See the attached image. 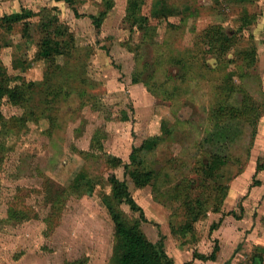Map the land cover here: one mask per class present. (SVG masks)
<instances>
[{"label":"rangeland","instance_id":"374dc122","mask_svg":"<svg viewBox=\"0 0 264 264\" xmlns=\"http://www.w3.org/2000/svg\"><path fill=\"white\" fill-rule=\"evenodd\" d=\"M103 1L0 0V19L35 12L26 34L21 23L0 22L5 87L32 89L15 103L0 99V264H110L114 228L100 194L111 175L127 183L144 233L173 264H252L258 256L264 264V0H144L145 21L127 17L128 0H113L96 28L90 15ZM44 8L56 16L48 33ZM223 33L231 43L218 42ZM46 34L61 42L52 60L39 54ZM245 51H255L251 65ZM241 88L259 105L256 131L244 122L230 128L228 162L212 180L228 188L220 211L209 206L183 234L187 215L173 187L185 179L195 197L207 193L201 144L217 107L232 91L229 103L238 104ZM149 138L159 144L149 160L160 181L136 187L123 164ZM82 170L101 184L93 194H66ZM215 243V260L195 256H209Z\"/></svg>","mask_w":264,"mask_h":264},{"label":"trees","instance_id":"16d2710c","mask_svg":"<svg viewBox=\"0 0 264 264\" xmlns=\"http://www.w3.org/2000/svg\"><path fill=\"white\" fill-rule=\"evenodd\" d=\"M103 3L105 6L103 11L99 12L97 16L90 15L96 28H99L103 17L107 11L111 9L113 0H104ZM143 4L144 0H128L126 6L127 17L135 18L133 21H145L146 18H143L140 13ZM160 10L163 11V6ZM74 12L76 15H78L75 9ZM38 14H40L41 23L42 25L46 26V31L48 33L47 26H49L52 21L56 19V16L52 14L50 9L47 8L42 9ZM34 15L35 12L26 8H22L20 11L3 15L0 19V22L7 28L12 27L14 24L21 23L23 24V28L25 30L23 31V34H26L27 32L25 27L29 28L32 25L28 20ZM149 34L150 30H145V38L151 37ZM217 40L219 43H231L230 38L224 33ZM39 43V54L43 58L52 60L53 56L63 52L61 50V42L58 39H53L51 35H44ZM254 55L255 51H252V53L246 51L244 52L243 56L247 62V65H251L253 63ZM5 78L6 76L4 71L0 69V99L7 95L9 100L15 103L17 100V95L20 94L23 96L25 93V90L22 89L32 90L31 87H24L25 84L22 85L23 87H13L12 89H7L5 87L6 83H4L6 81ZM133 80L136 81L135 78ZM236 92L237 91H232L227 101L217 107V114H215L216 117L214 118L216 123L212 127L207 138L204 139L202 141L203 143L201 144L203 147L206 146L203 154L206 153V155H208V160L205 161V164L200 163L198 172L200 173L203 181L206 183L211 182L207 193L203 196V198L195 197L194 194H192L188 189L189 183H186L185 179L180 181L178 184H175L173 187L171 198L174 200L183 199L185 214L187 215L184 224L181 226V232L183 234L191 231L193 229V223L199 220V218L206 216L209 206L210 210L213 212L220 211L221 205L227 195L228 188L225 185L214 183L212 180L216 177L217 173L222 169V167L228 162L227 151H225L224 147H226L227 143V139H225V137L229 136L228 134L230 128L232 129V127H234L237 122H244L252 127V134L256 131L255 123L259 114V105L255 102V100L252 99V97L244 88L238 90V93L241 94V100L239 103L230 104L229 99ZM16 120L18 119L15 117L14 121ZM158 145L159 144L156 138L146 139L139 146L134 147L131 150L128 156V162L123 164L126 174L136 187H145L147 185H151L153 188L156 186L158 187V183L160 181V172L153 168L152 160H149L151 153L157 149ZM221 150H223V152ZM110 160L114 163V165L121 163V160L115 157L110 158ZM263 168L264 163H259L257 165V171ZM106 181L110 186V191L108 193L103 192L100 194V199L107 209L114 228V243L109 263L173 264L172 259L165 251L163 243L152 242L144 233L141 224L143 221H146V218L142 208L132 197L127 183L118 179L114 175L109 176ZM99 184H101L100 181L95 179L86 170H82L75 175L70 185L64 191L68 195L71 194L75 197H82L83 195L93 194L96 186ZM123 205H127L133 212H138V216H129L122 209ZM15 213H17V211ZM11 214L12 216L15 215L12 212ZM212 228H215L214 225ZM218 249L219 246L217 243H215L209 256L200 255L196 252L194 254L196 257L203 260H215ZM261 261V256H258V259L253 257L252 264H261ZM68 264L84 263L83 261L75 260L69 262Z\"/></svg>","mask_w":264,"mask_h":264}]
</instances>
